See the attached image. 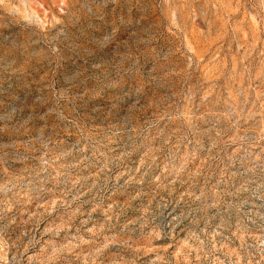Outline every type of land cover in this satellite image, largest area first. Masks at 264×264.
Listing matches in <instances>:
<instances>
[{
    "label": "rangeland",
    "instance_id": "obj_1",
    "mask_svg": "<svg viewBox=\"0 0 264 264\" xmlns=\"http://www.w3.org/2000/svg\"><path fill=\"white\" fill-rule=\"evenodd\" d=\"M0 264H264V0H0Z\"/></svg>",
    "mask_w": 264,
    "mask_h": 264
}]
</instances>
